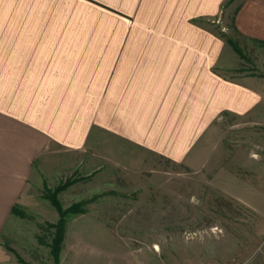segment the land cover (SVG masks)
Returning a JSON list of instances; mask_svg holds the SVG:
<instances>
[{
	"label": "crops",
	"instance_id": "crops-1",
	"mask_svg": "<svg viewBox=\"0 0 264 264\" xmlns=\"http://www.w3.org/2000/svg\"><path fill=\"white\" fill-rule=\"evenodd\" d=\"M223 18L261 44L258 71L234 76L243 63L217 32ZM227 130L249 136L242 150L220 140ZM262 132L264 0H0V238L31 180L70 165L58 151L80 155L106 138L114 162L131 145L201 167L225 146L226 172L264 177L250 165L264 162ZM33 236L24 250L51 264L52 238ZM84 248L69 224L61 262ZM8 251L0 242V264Z\"/></svg>",
	"mask_w": 264,
	"mask_h": 264
},
{
	"label": "rangeland",
	"instance_id": "rangeland-1",
	"mask_svg": "<svg viewBox=\"0 0 264 264\" xmlns=\"http://www.w3.org/2000/svg\"><path fill=\"white\" fill-rule=\"evenodd\" d=\"M216 24L236 59L242 60L243 64L234 66V76L258 71L255 51L261 44L248 42L228 19ZM220 124L224 125V117ZM233 125L239 130L236 121ZM229 134L228 130L222 133L220 140L233 142L236 148L229 147V151L242 150L249 136L240 131L235 136ZM256 137L249 141H260ZM98 142L99 149L88 146L76 156L58 151V162L72 157L66 170L47 175L44 181L31 180L24 192V205H15L0 238L11 256L4 264H42L29 257L23 246L30 245L36 238L33 235L53 244L60 220L58 209L48 198L53 195L63 209L79 205L82 211L67 214L64 235L70 224L72 236L81 235L85 248L73 250L62 262L60 254L56 261L51 251V264H264V187L261 192L259 186L246 187L249 182L264 184V177L238 164L231 170L238 171L241 178L226 172L225 165L230 167L232 162L223 155L227 147L219 146L211 162L192 167L131 145H124L128 153L118 152L114 162L115 147L107 144L106 138ZM49 157L47 163L53 164ZM250 163L256 172L264 171V162ZM59 186L61 191L56 190Z\"/></svg>",
	"mask_w": 264,
	"mask_h": 264
},
{
	"label": "trees",
	"instance_id": "trees-1",
	"mask_svg": "<svg viewBox=\"0 0 264 264\" xmlns=\"http://www.w3.org/2000/svg\"><path fill=\"white\" fill-rule=\"evenodd\" d=\"M63 188L61 186H59L56 190L57 191H61ZM48 198L51 199L52 203L56 206V208L58 209L59 213H60V220L57 224V228H58V233L56 234V237L53 241L52 244V253L56 259V261H59V254H60V249L62 246V241L64 239V232H65V226H66V221H67V214L68 213H77L80 212L82 210L78 209V204H75L73 206H70L67 209H63L60 202L58 201V199L55 197V195L53 196H48ZM17 208V206H14L13 210H15Z\"/></svg>",
	"mask_w": 264,
	"mask_h": 264
},
{
	"label": "bare ground",
	"instance_id": "bare-ground-1",
	"mask_svg": "<svg viewBox=\"0 0 264 264\" xmlns=\"http://www.w3.org/2000/svg\"><path fill=\"white\" fill-rule=\"evenodd\" d=\"M154 247H155V249H158L159 248V245L158 244H155Z\"/></svg>",
	"mask_w": 264,
	"mask_h": 264
}]
</instances>
